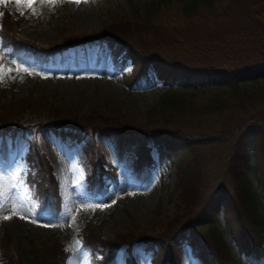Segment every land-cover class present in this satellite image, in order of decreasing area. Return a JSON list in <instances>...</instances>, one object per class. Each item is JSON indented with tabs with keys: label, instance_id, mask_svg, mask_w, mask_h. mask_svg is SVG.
Returning <instances> with one entry per match:
<instances>
[{
	"label": "rangeland",
	"instance_id": "374dc122",
	"mask_svg": "<svg viewBox=\"0 0 264 264\" xmlns=\"http://www.w3.org/2000/svg\"><path fill=\"white\" fill-rule=\"evenodd\" d=\"M152 1L156 0H57L55 6L37 5L29 11L9 0L0 4V22L7 13L19 37L43 47L53 41L59 43L64 36L96 33L116 18L143 16ZM232 5L218 21L187 28L182 35L197 42L207 36L223 38L234 29H249L243 12L249 10L250 15L253 9L237 2ZM172 37L174 33L159 27L156 31L138 30L126 41L150 50L160 40L171 41ZM9 53L0 51V67L12 69L3 75L0 90L12 97L22 98L32 92L44 102L80 114L91 109L122 112L133 124L131 146L122 153L113 150L110 141L101 136L87 135L82 140L57 137L52 127L29 115L11 130L0 132L4 199L15 202L26 217L12 215L10 207L0 211V238L7 233L13 257L21 251L41 253L46 245L58 240L67 253L63 264H92L80 237L87 225L103 241L125 233L132 223L154 236L151 226L160 231L168 224L182 181L194 189L196 206L189 215L200 221H188L189 226L184 228L189 229L164 242L109 249L112 264H264L258 256L264 249V189L260 186V179H264V115L242 128L228 125L227 117L219 114L206 121L185 116L166 129L170 139L182 142V148L159 155L152 140L140 136V124L161 107L168 89L153 73L141 75L128 61L115 67L103 46L90 47L85 52L69 50L44 67L31 58L1 62ZM167 57L189 67L204 69L214 65L185 55ZM18 68H27L31 74L17 73ZM137 74L139 83H134ZM238 86L244 92L264 89V80H247ZM209 87L204 94L194 95L193 100L186 98L195 102L200 97L216 98L226 93L225 86ZM172 94L183 97L194 93L189 88L173 87ZM237 138L253 142L248 147L252 155L250 167L240 177L229 170ZM33 157L47 160L58 185L60 208L55 216L42 210V200L27 180ZM94 174L101 176L105 184L103 194L90 192L87 179ZM214 197L222 201V209L211 221H202V209ZM5 215L12 218L4 220Z\"/></svg>",
	"mask_w": 264,
	"mask_h": 264
},
{
	"label": "trees",
	"instance_id": "16d2710c",
	"mask_svg": "<svg viewBox=\"0 0 264 264\" xmlns=\"http://www.w3.org/2000/svg\"><path fill=\"white\" fill-rule=\"evenodd\" d=\"M233 2L239 3L243 8L253 9V14L250 15L247 13L249 10L243 12L249 23V29H234L227 32L223 38L207 36L197 42L182 35L183 30L187 28L218 21L230 5L233 7ZM159 27L171 31L175 37H172L171 41L160 40L150 50L142 46L136 48L126 41L128 36L138 30L156 31ZM14 28L10 16L5 13L0 22V51L5 49L10 53L4 55L1 62H9L11 58L18 61L31 58L41 66L48 61L53 62L55 54H62L69 48L84 49L87 45L90 47L97 45L108 50L114 64L128 60L133 65L134 71H139L141 75L153 73L156 79L166 83L168 89L161 107L153 114H148L146 120L140 124L143 131L140 132V136L151 139L158 154L182 148V142L178 138L170 139L166 129L185 116L189 115L193 119L200 117L201 120L206 121L219 114L227 117L228 125L242 128L254 124L260 114L264 115V89L244 92L238 86L239 83L251 79L264 80V32H262L264 31V0H188L184 3L177 0H156L149 4L143 16L132 19L116 18L96 33L64 36L59 43L53 41L43 47L34 41L19 37ZM171 54L185 55L189 59L214 65L204 69L181 65L168 59L167 56ZM134 80L139 82V78ZM216 84L227 87L222 97H200L195 102H191L194 95L204 94L205 90L210 88L209 85ZM173 87L189 88L194 94L177 96L172 94ZM186 97H190L191 100ZM25 115L49 125L54 133L62 138L71 137L81 140L87 135L97 134L108 138L114 148L121 153L126 147L131 146L129 143L132 141L130 137L133 124L128 122L122 112L105 113L100 109H91L87 114H80L73 109L44 102L39 97H34L32 92L22 98H15L5 90H0V132L9 131L19 125ZM250 138L244 139L245 141L239 138L236 147L230 153L229 170L232 175L237 174L240 177L243 175L241 173L250 167L249 160L252 155L248 154V147L253 143ZM30 161L35 171L33 174H27V180L35 186L36 196L42 200L43 210L49 215H55L59 211V195L56 181L50 174V166L43 157H33ZM87 180L91 193H104L105 186L101 176L94 174ZM260 183L264 189V179H260ZM179 184L181 190L176 199L174 212L168 224L161 227L160 231L151 226L154 236L140 231L137 224L132 223L125 233L117 234L115 239L103 241L99 234L97 236L94 234L95 229L91 230V226L87 225L80 237L82 246L90 253L92 264H112L113 257L109 249L116 250L124 245L132 246L139 242L144 244L154 241L164 242L189 229L184 227L190 221L198 223L200 220L189 215L196 206L194 189L192 190L191 186L187 187L185 182L180 181ZM241 189L243 190L242 187ZM221 209L222 201L214 197L213 201L202 209L200 219L211 221ZM0 240L1 264H63L67 254L58 240H55L52 244L46 245L41 253L29 251V254H26L21 251L22 253L15 258L9 251L10 240L7 233L3 234ZM239 246L244 247L240 244ZM258 256L264 260V249Z\"/></svg>",
	"mask_w": 264,
	"mask_h": 264
},
{
	"label": "snow or ice",
	"instance_id": "6c2138e0",
	"mask_svg": "<svg viewBox=\"0 0 264 264\" xmlns=\"http://www.w3.org/2000/svg\"><path fill=\"white\" fill-rule=\"evenodd\" d=\"M7 2H9V0H0V4H6ZM11 2L17 6L26 7L29 11H32L37 5L42 6V7L43 6H55V4L57 3V0H11ZM71 2L81 3L82 0H71ZM6 71L11 72L12 69H5L3 67H0V81H2L3 75L5 74ZM15 71L17 73L24 72L27 74H31L29 73L27 68H18V69H15ZM8 207H10L12 215H19L21 219L26 218L24 215L20 214L19 207L15 204V202L5 201L3 187H2V184H0V211H3ZM2 218L4 220H9L12 218V216L5 215ZM43 226L49 227V226H55V225H43Z\"/></svg>",
	"mask_w": 264,
	"mask_h": 264
},
{
	"label": "bare ground",
	"instance_id": "6f19581e",
	"mask_svg": "<svg viewBox=\"0 0 264 264\" xmlns=\"http://www.w3.org/2000/svg\"><path fill=\"white\" fill-rule=\"evenodd\" d=\"M196 9H197V8H196ZM262 32H264V31H262ZM262 34H263V33H262ZM204 62H205V61H204ZM263 68H264V67H263ZM236 70H237V69H236ZM238 70H239V69H238ZM234 71H235V70H234ZM239 71H240V70H239ZM235 72H236V71H235ZM262 73H263V72H262ZM235 74H236V73H235ZM236 75H237V74H236ZM225 76H227V75H225ZM230 76H231V75H228V77H230ZM240 76H241V75H240ZM242 76H243V75H242ZM242 76H241V77H242ZM235 77H236V76H235ZM241 77H240V78H241ZM261 77H262V76H261ZM225 78H226V77H225ZM237 78H238V77H237ZM229 79H230V78H229ZM261 79H262V78H261ZM223 80H224V79H223ZM223 80H222V82H223ZM232 80H233V78H232ZM234 80L236 81V79H234ZM243 80H244V78H243ZM251 80H252V79H251ZM259 80H260V79H259ZM230 81H231V80H230ZM240 81H241V80H240ZM224 82H225V81H224ZM229 83H230V82H229ZM235 83H236V82H235ZM239 84H240V83H239ZM220 85H221V84H220ZM228 85H229V84H228ZM218 87H219V86H218ZM211 89H212V88H211ZM218 91H219V90H218ZM260 120H261V119H260ZM245 127H246V126H245ZM242 138H243V137H242ZM245 138H246V137H245ZM245 138H244V139H245ZM237 139H239V138H237ZM245 140H246V139H245ZM245 140H244V141H245ZM242 142H243V141H242ZM238 143H239V142H238ZM244 143H245V142H244ZM236 144H237V143H236ZM240 145H241V144H240ZM240 145H238V146H240ZM242 149H243V148H242ZM246 150H247V149H246ZM244 152H246V151L244 150ZM242 154H243V153H242ZM244 155H246V153H244ZM254 155H255V154H254ZM255 157H256V156H255ZM245 158H246V157H245ZM258 158H259V157H258ZM258 160H259V159H258ZM249 161H250V160H249ZM256 161H257V160H256ZM261 162H262V161H261ZM247 163H248V162H247ZM247 163H246V165H247ZM262 163H263V162H262ZM231 164H232V163H231ZM231 164H230V165H231ZM250 165H251V164H250ZM257 166H258V165H257ZM233 167H234V166H233ZM241 167H242V166H241ZM243 167H244V165H243ZM259 167H260V166H259ZM263 167H264V166H263ZM230 168H231V167H230ZM241 169H242V168H241ZM245 170H246V169H245ZM245 170H244V171H245ZM247 170H248V169H247ZM262 170H263V169H262ZM240 173H241V172H239V175H240ZM235 174H236V173H235ZM241 174H242V173H241ZM236 175H237V174H236ZM243 176H244V175H243ZM236 178H237V177H236ZM241 179H242V178H241ZM238 181H239V180H238ZM240 181H241V180H240ZM238 195H239V193H238ZM237 204H238V203H237ZM242 204H243V203H242Z\"/></svg>",
	"mask_w": 264,
	"mask_h": 264
}]
</instances>
